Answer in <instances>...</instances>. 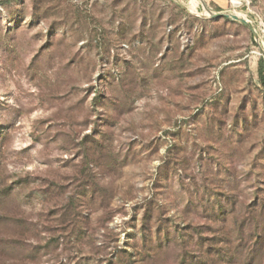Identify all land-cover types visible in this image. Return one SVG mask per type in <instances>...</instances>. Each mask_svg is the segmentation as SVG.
Instances as JSON below:
<instances>
[{
	"label": "rangeland",
	"instance_id": "rangeland-1",
	"mask_svg": "<svg viewBox=\"0 0 264 264\" xmlns=\"http://www.w3.org/2000/svg\"><path fill=\"white\" fill-rule=\"evenodd\" d=\"M204 2L252 30L198 0H0V264L236 240L264 197V0Z\"/></svg>",
	"mask_w": 264,
	"mask_h": 264
},
{
	"label": "trees",
	"instance_id": "trees-1",
	"mask_svg": "<svg viewBox=\"0 0 264 264\" xmlns=\"http://www.w3.org/2000/svg\"><path fill=\"white\" fill-rule=\"evenodd\" d=\"M260 76L264 85L263 65L260 67ZM256 199V202L250 207L243 206V210L236 217V240L233 241L226 237L222 245L218 241L199 243L198 246L204 250V254L201 258L199 257L198 263L191 260V264H264V197ZM221 211L217 209L216 214ZM228 215L220 213L218 218L224 220ZM212 248L215 249V254L218 257H214L216 255L213 254ZM184 249L183 259L185 261L189 253L195 252V245ZM234 251L236 254H230ZM181 264H185V262H181Z\"/></svg>",
	"mask_w": 264,
	"mask_h": 264
},
{
	"label": "water",
	"instance_id": "water-1",
	"mask_svg": "<svg viewBox=\"0 0 264 264\" xmlns=\"http://www.w3.org/2000/svg\"><path fill=\"white\" fill-rule=\"evenodd\" d=\"M198 1L202 4L203 8H205L207 11L210 12V13H208V15H209L210 17L221 18V17H223V16L228 15L231 19H233V20H239V21H241L242 23L246 24V25L252 30L251 25H250L245 19L236 18V17L234 16L233 12L229 11V12H219V13H214V14H212L211 9H210V8L208 7V5L204 2V0H198ZM253 33H254L255 37L257 38V35H256L255 31H253Z\"/></svg>",
	"mask_w": 264,
	"mask_h": 264
},
{
	"label": "bare ground",
	"instance_id": "bare-ground-1",
	"mask_svg": "<svg viewBox=\"0 0 264 264\" xmlns=\"http://www.w3.org/2000/svg\"><path fill=\"white\" fill-rule=\"evenodd\" d=\"M196 1V0H195ZM190 2V1H189ZM196 3V2H195ZM194 3V4H195ZM233 4L235 6V8L239 7L242 4V0H233ZM197 13V12H196ZM234 15H238V16H242L240 13L238 12H233Z\"/></svg>",
	"mask_w": 264,
	"mask_h": 264
},
{
	"label": "built area",
	"instance_id": "built-area-1",
	"mask_svg": "<svg viewBox=\"0 0 264 264\" xmlns=\"http://www.w3.org/2000/svg\"><path fill=\"white\" fill-rule=\"evenodd\" d=\"M249 2L250 0H242V4L240 6H249ZM232 6L235 8L234 4H233V0H232ZM264 33V31H263ZM264 36V35H263Z\"/></svg>",
	"mask_w": 264,
	"mask_h": 264
}]
</instances>
